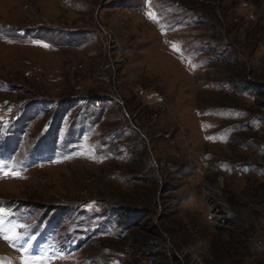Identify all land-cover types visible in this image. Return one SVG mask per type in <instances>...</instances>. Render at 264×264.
I'll return each mask as SVG.
<instances>
[{
    "label": "rangeland",
    "instance_id": "1",
    "mask_svg": "<svg viewBox=\"0 0 264 264\" xmlns=\"http://www.w3.org/2000/svg\"><path fill=\"white\" fill-rule=\"evenodd\" d=\"M0 165V264H264V0H0Z\"/></svg>",
    "mask_w": 264,
    "mask_h": 264
},
{
    "label": "snow or ice",
    "instance_id": "2",
    "mask_svg": "<svg viewBox=\"0 0 264 264\" xmlns=\"http://www.w3.org/2000/svg\"><path fill=\"white\" fill-rule=\"evenodd\" d=\"M4 167L5 166L0 165V171H3ZM15 227L16 226H13V230L15 229ZM9 231H12V230H9ZM3 238L6 239V240H9L12 243H15L16 241L21 240L22 239V236L20 234H16V235H13V236L4 235ZM26 242L27 241H25V243ZM21 248H22L23 252L27 253L28 249L23 248V245H21ZM39 259H41V257H32V256H30L28 258V260H24L22 262V264H35V262L38 261Z\"/></svg>",
    "mask_w": 264,
    "mask_h": 264
},
{
    "label": "trees",
    "instance_id": "3",
    "mask_svg": "<svg viewBox=\"0 0 264 264\" xmlns=\"http://www.w3.org/2000/svg\"><path fill=\"white\" fill-rule=\"evenodd\" d=\"M254 85H255V84H254ZM256 87L259 88V87H260V84H257ZM258 92L261 93L262 90H261V89H258Z\"/></svg>",
    "mask_w": 264,
    "mask_h": 264
}]
</instances>
